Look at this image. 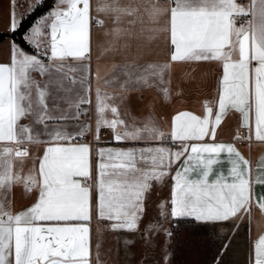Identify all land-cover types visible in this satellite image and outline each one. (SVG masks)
Returning a JSON list of instances; mask_svg holds the SVG:
<instances>
[{
  "label": "snow or ice",
  "instance_id": "snow-or-ice-1",
  "mask_svg": "<svg viewBox=\"0 0 264 264\" xmlns=\"http://www.w3.org/2000/svg\"><path fill=\"white\" fill-rule=\"evenodd\" d=\"M42 2L35 0L29 10ZM169 3V8L154 5L152 12L169 16L170 59L222 64L219 110L214 119H209L212 108L206 102L207 115L203 118L189 112L177 114L169 134L171 142L180 145L176 151L151 146L98 149L95 185L90 183L92 149L88 144L74 142L83 138L91 126L79 125L75 132L56 123L50 127L49 121L69 117L50 115L49 100L55 104V98L48 91L51 80L41 85L31 76L32 72H39L51 77L54 71L73 84L78 82L85 95H78L75 103L70 104V108H75L71 118L79 120L88 114L81 105L91 104V25L104 23L90 16V0H58L56 7L39 18L26 36L39 49L38 38L45 28L50 30L44 56L51 63L45 64L38 55L27 54L13 45L10 64H0V191H10L14 184H22L26 193L38 190L37 201L17 214L5 210V201L0 198V264H90L93 189L98 217L110 221L114 231H135L151 181H162L168 169L182 158L184 166L173 177L170 213L173 218L223 221L250 210L253 203L252 181L248 178L250 161L232 144L203 141L205 137L215 139L216 126L228 109H234L241 114L242 126L250 132L254 130V138L264 142V0H251L247 7L237 0H169ZM96 10L111 11L115 22L119 21L120 13L134 16L139 11L133 7L121 8L118 4ZM241 17L250 19L238 26ZM17 26L13 13L12 29ZM113 32L119 35L121 30L115 28ZM120 67L128 70L136 66L114 65L113 72ZM168 67V64L149 63L134 80L129 72L128 80L120 87L125 92L130 85L158 87L165 83L164 72ZM73 72L81 74L79 81L69 75ZM95 76L100 79L98 69ZM113 82L104 80L106 85ZM160 91L168 97L167 87ZM117 99L123 101L125 97L102 91L100 87L95 89L97 134L105 127L113 130L117 142L164 139L165 134L155 127L151 117L143 127L122 119L119 106L114 103ZM28 117L33 118L32 122L22 124ZM34 124L42 125V131L35 130ZM245 138L251 139V136ZM26 144H44L45 148L41 157L32 158L28 173L22 174L23 169L16 170L14 165L16 162L23 165L29 157L28 148L21 147ZM225 152L231 164L228 176L217 175L210 181L213 165ZM232 156L236 158L231 159ZM194 169L200 170L199 178L189 179L188 174ZM255 182L264 183V177H257ZM255 202L264 210V197ZM167 235L170 237L171 232L167 231ZM253 264H264V234L254 244Z\"/></svg>",
  "mask_w": 264,
  "mask_h": 264
},
{
  "label": "crops",
  "instance_id": "crops-1",
  "mask_svg": "<svg viewBox=\"0 0 264 264\" xmlns=\"http://www.w3.org/2000/svg\"><path fill=\"white\" fill-rule=\"evenodd\" d=\"M58 0H55L53 6L40 15L33 24L29 27L26 36L29 35L36 21L44 16H47L57 5ZM237 2L247 7L251 0L244 2ZM118 4L121 8L133 7L138 8L139 11L134 16H128L120 13L118 22L114 21L115 14L111 11L97 12L98 7L104 5L116 6ZM29 5H35V0H0V32L11 34L13 13L15 19L20 25L22 19L30 13ZM158 8H169L171 5L169 0H90V16L103 20L102 26L96 25L94 22L91 25V70L92 75L89 77L91 85V92L89 98L91 104L81 105V109H87L88 114L80 116L79 120L72 119L75 115V108H70V104L75 103L78 95H85L83 88L77 82L72 83L70 79L64 78L63 74L55 73L53 71L51 77L48 75L42 76L39 72H32V78L44 85L49 80L48 91L55 98V104L49 100V113L52 116L69 117L66 120L49 121V125L56 123L67 129L69 132L78 130V126L88 124L91 130L85 134L87 141L75 142L85 143L92 149V170L90 183L95 185L97 180V157L96 151L98 149L118 148H140V147H166L173 151L179 149L178 143H172L169 134L173 126V118L180 112H189L201 118L207 115V107L212 108V115L209 119H214L218 112V99L221 91L220 80L222 77V64L218 61H185L173 62L171 61L172 46L170 45V34L167 30L169 27L168 14H154L152 12L153 6ZM134 20L135 23H130ZM241 22L237 21V25ZM16 27V29L18 28ZM119 28L121 30L119 35L113 32V29ZM15 29V30H16ZM50 30L45 28L44 34L38 39L40 41L39 49L31 52L24 49L12 36H7L0 39V64H10L12 57L13 45L18 46L25 53L31 55H38L45 64L51 63L44 53L46 51L45 45L49 43ZM50 55V50H49ZM149 63L168 64L169 67L164 72L165 83L158 87H137L130 85L127 91L121 89L120 85L128 80V73H131L132 79L140 75V70ZM73 67H77L75 62H71ZM131 64L136 67L125 70L123 67L118 68L113 72L114 65ZM99 70L100 79L97 80L95 73ZM67 71V69H65ZM77 81L81 79L79 72L69 74ZM104 80L114 81L110 84H105ZM100 87L102 91L110 94H117L124 96L125 99L121 101L117 99L114 101L119 106L120 116L125 119L130 125L134 124L137 127H143L144 123L149 117L153 121L155 127L163 132L164 139L160 141L144 140L141 142H117L114 138L113 130L102 127L97 134L96 132V100L95 89ZM167 87L169 95L164 97L161 88ZM111 119V113L108 114ZM33 120L28 117L21 121L22 124H29ZM37 131H42V125H33ZM245 128L242 126V117L238 111L228 109L226 114L222 117L220 125L216 126L215 139L205 137V143H222L232 144L239 153L250 161V175L248 178L251 183V197L253 203L250 210L245 213L241 212L235 217L223 221H196L194 218H173L171 213V200L174 186L175 173L177 170L183 168V158L168 169V174L165 175L162 181H151V188L145 194L144 211L142 218L139 221L138 228L135 231L111 229L110 221L98 217L95 203L96 195L93 189V209L90 228V264H132L126 263L119 247V235L122 232L145 234L143 230L146 229L150 223L158 222L160 217L175 220L193 219L201 224H224L226 222L241 218L247 223V239H248V264L254 262V244L257 239L264 234V210H262L255 202L257 198L264 197V183L255 182L257 177H264V142L257 141L254 138V130L249 131L252 141L240 142L238 134ZM103 133L102 138L99 137ZM98 135V140H97ZM45 139V137H41ZM21 147H27L29 150V157L25 158L23 165L16 162L14 168L16 170L23 169L22 174H27L32 168V158L41 157L44 152V144H26ZM232 156L231 159H235ZM229 154L221 153L218 162L213 165L209 174V180H214L217 175L229 174L231 164L229 163ZM39 161L37 160V167ZM200 174L199 169H194L189 172V179H198ZM0 198L5 201V210H10L13 214H17L31 207L38 198V190L33 189L31 192H25L22 184H14L11 190L4 189L0 191ZM163 213V214H162ZM107 222V223H106ZM144 255L140 262L136 264H169V256L167 253L164 260L153 263L150 258L153 254L149 246L144 249ZM168 252V251H167ZM122 257V258H121Z\"/></svg>",
  "mask_w": 264,
  "mask_h": 264
},
{
  "label": "rangeland",
  "instance_id": "rangeland-1",
  "mask_svg": "<svg viewBox=\"0 0 264 264\" xmlns=\"http://www.w3.org/2000/svg\"><path fill=\"white\" fill-rule=\"evenodd\" d=\"M158 220L147 225L146 235L139 232L119 235L121 256L126 263H139L149 246L153 249L150 257L153 263L164 260L167 253L169 264H248L247 223L241 218L205 225L168 220L165 216ZM167 231L171 232L170 237Z\"/></svg>",
  "mask_w": 264,
  "mask_h": 264
},
{
  "label": "trees",
  "instance_id": "trees-1",
  "mask_svg": "<svg viewBox=\"0 0 264 264\" xmlns=\"http://www.w3.org/2000/svg\"><path fill=\"white\" fill-rule=\"evenodd\" d=\"M55 0H43V2L35 7L30 13H28L20 22V25L16 30H14L11 34L0 32V39H4L7 36H12L24 49L28 51H35V49L27 42L25 39V33L29 29V27L33 24V22L43 13L48 11L54 4ZM180 221L183 219H179ZM187 221L192 222L193 224L205 225L201 223H197L193 219H187Z\"/></svg>",
  "mask_w": 264,
  "mask_h": 264
},
{
  "label": "built area",
  "instance_id": "built-area-1",
  "mask_svg": "<svg viewBox=\"0 0 264 264\" xmlns=\"http://www.w3.org/2000/svg\"><path fill=\"white\" fill-rule=\"evenodd\" d=\"M239 2H244L246 0H238ZM248 19H250V17H241L238 21H247ZM103 136V133H100L99 137L102 138ZM245 137H249V129L248 128H243L241 130V132L239 133V138L238 140L240 142H250L252 141V138L251 139H246ZM85 142L87 141V139L85 137L83 138H78L77 140H75L74 142ZM107 223V222H106Z\"/></svg>",
  "mask_w": 264,
  "mask_h": 264
}]
</instances>
